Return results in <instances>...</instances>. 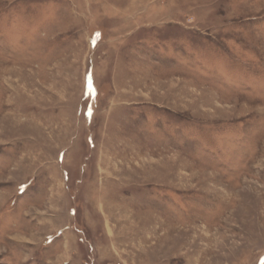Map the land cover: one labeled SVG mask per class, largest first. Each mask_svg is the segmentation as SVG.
Returning a JSON list of instances; mask_svg holds the SVG:
<instances>
[{
	"label": "rangeland",
	"instance_id": "1",
	"mask_svg": "<svg viewBox=\"0 0 264 264\" xmlns=\"http://www.w3.org/2000/svg\"><path fill=\"white\" fill-rule=\"evenodd\" d=\"M0 264H264V0H0Z\"/></svg>",
	"mask_w": 264,
	"mask_h": 264
}]
</instances>
